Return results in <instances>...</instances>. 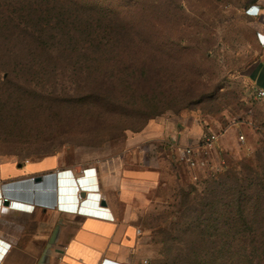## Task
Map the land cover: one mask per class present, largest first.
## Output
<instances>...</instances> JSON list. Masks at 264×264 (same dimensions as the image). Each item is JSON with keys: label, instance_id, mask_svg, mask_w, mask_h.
Listing matches in <instances>:
<instances>
[{"label": "rangeland", "instance_id": "374dc122", "mask_svg": "<svg viewBox=\"0 0 264 264\" xmlns=\"http://www.w3.org/2000/svg\"><path fill=\"white\" fill-rule=\"evenodd\" d=\"M89 1L120 12L135 28L143 24L153 47L143 62L134 63L144 65L147 81L133 94L120 80L108 89L111 96L129 99V109L119 116L101 109L98 70L81 68L79 57L66 61L54 52L45 61L46 71L0 74V160L24 164L48 159L57 168L78 170L125 161L135 148L128 146L129 137L150 123L172 119L193 125L194 138L219 134V150L212 148L206 155L207 170L219 169L220 160L223 172L199 187L170 149L159 143L150 147L159 156L154 161L160 176L136 214L144 233L141 264H187L190 248L181 242L191 234L200 211L204 219L215 217L204 207L212 200L209 191L234 179L245 186L264 169V99L255 98L252 77L264 53L257 37L264 0ZM161 106H166L162 113L140 129L135 109L150 115ZM216 194L219 205L213 211L224 220L228 213L221 205L230 198L223 188ZM252 231L264 232L244 230ZM229 232L205 229L211 237Z\"/></svg>", "mask_w": 264, "mask_h": 264}, {"label": "crops", "instance_id": "0c3cea01", "mask_svg": "<svg viewBox=\"0 0 264 264\" xmlns=\"http://www.w3.org/2000/svg\"><path fill=\"white\" fill-rule=\"evenodd\" d=\"M261 26L258 33L264 34ZM252 77L257 88L264 85V53ZM193 127L173 119L150 123L129 137L128 146L135 148L125 161L80 170L57 168L48 159L0 160V264H141L144 233L136 214L160 176L154 161L159 156L150 147L167 144L172 133L181 144L191 142ZM39 175L44 183H28Z\"/></svg>", "mask_w": 264, "mask_h": 264}, {"label": "trees", "instance_id": "16d2710c", "mask_svg": "<svg viewBox=\"0 0 264 264\" xmlns=\"http://www.w3.org/2000/svg\"><path fill=\"white\" fill-rule=\"evenodd\" d=\"M92 4L89 0H0V74L46 71L49 67L45 61L54 52L66 61L79 57L81 68L98 70V86L101 87L98 104L104 113L120 116L127 112L129 99L122 95L111 96L108 89L120 80L130 94L135 93L148 78L144 65L134 62L145 60L144 56L153 46L147 43L148 32L142 27V21L141 27L135 28L124 20L125 15L113 8ZM24 20L35 21L36 25ZM165 108L161 106L150 115L135 109L141 123L139 128ZM126 130L124 127L121 131ZM222 172L221 167L190 182L199 187L215 180ZM217 188H223L230 198L221 205L228 213L224 220L217 210L213 211L219 205L214 200ZM208 197L212 200L204 207L210 212L209 216L215 217L204 219V212L200 211L191 234L181 242L190 248L186 249L189 250L186 263L264 264V232H244L264 230V169L245 186L235 179L214 186ZM221 227L230 232L212 237L205 233L206 228ZM207 245L211 246L209 250H206ZM217 245L223 247L217 249Z\"/></svg>", "mask_w": 264, "mask_h": 264}, {"label": "built area", "instance_id": "2783aa9c", "mask_svg": "<svg viewBox=\"0 0 264 264\" xmlns=\"http://www.w3.org/2000/svg\"><path fill=\"white\" fill-rule=\"evenodd\" d=\"M256 8H258L256 6ZM258 43L264 46V34L257 33ZM254 96L257 100L264 99V85L262 87L256 88L254 91ZM180 126V125H179ZM219 139L220 135L217 133H201L199 137L193 139V141L186 144H181L178 139V133H172L167 136V144L176 161L183 165L186 170L187 176L191 181L195 182L201 177H205L212 172H217L220 170L223 161L218 160L219 169H215L212 172H208V159L206 157L208 150L214 148L219 150ZM243 140V137H239ZM202 153V155H201ZM32 180V178L30 179ZM80 198V195H78ZM7 199H4L6 201ZM31 208L34 206L31 205Z\"/></svg>", "mask_w": 264, "mask_h": 264}, {"label": "water", "instance_id": "95a60500", "mask_svg": "<svg viewBox=\"0 0 264 264\" xmlns=\"http://www.w3.org/2000/svg\"><path fill=\"white\" fill-rule=\"evenodd\" d=\"M54 180H51L50 182H53ZM25 183V182H24ZM28 183L33 185L34 187L41 185L42 183H44V177L43 176H35L32 177V180H28ZM4 205H8V201H4ZM101 205H104L103 202H101Z\"/></svg>", "mask_w": 264, "mask_h": 264}, {"label": "bare ground", "instance_id": "6f19581e", "mask_svg": "<svg viewBox=\"0 0 264 264\" xmlns=\"http://www.w3.org/2000/svg\"><path fill=\"white\" fill-rule=\"evenodd\" d=\"M12 205H14V203H12Z\"/></svg>", "mask_w": 264, "mask_h": 264}]
</instances>
